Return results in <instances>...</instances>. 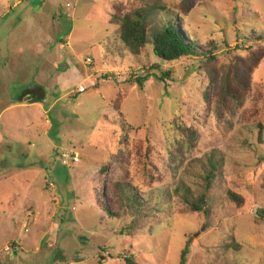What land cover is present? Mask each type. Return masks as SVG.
Masks as SVG:
<instances>
[{
	"label": "rangeland",
	"instance_id": "1",
	"mask_svg": "<svg viewBox=\"0 0 264 264\" xmlns=\"http://www.w3.org/2000/svg\"><path fill=\"white\" fill-rule=\"evenodd\" d=\"M190 3L187 32L241 99L210 104L205 58L128 51L110 19L136 0H0L2 264H264V0ZM212 157L211 212H192L185 196L202 194ZM123 177L147 200L136 227L98 202Z\"/></svg>",
	"mask_w": 264,
	"mask_h": 264
},
{
	"label": "trees",
	"instance_id": "2",
	"mask_svg": "<svg viewBox=\"0 0 264 264\" xmlns=\"http://www.w3.org/2000/svg\"><path fill=\"white\" fill-rule=\"evenodd\" d=\"M136 1L139 3L138 6L129 9H123L120 4L115 5V12L111 14L110 23L115 26L116 37L124 43L126 49L133 54L140 55L143 50L151 45L153 54L163 62L176 61L184 57L190 58L198 56L205 58L208 65L210 81L216 84L218 81H215L216 79L210 74L211 67L217 60V56L213 53L214 50L208 47L206 49L207 51H199V46L202 44V41L198 38L195 40L192 39L196 38V35L194 37L187 32L185 28L186 24L181 17L183 13L189 15L193 9L194 5L190 3V0H183L181 2V11L178 13L174 12L164 0ZM261 46L264 47V44ZM261 57L263 58L262 54L258 58L259 61H261ZM157 67H160L159 63L153 66V68ZM240 74L247 75V69L244 68ZM246 80L248 79L241 78V87L243 81ZM250 88L251 86L247 85L245 89L248 90ZM226 92L233 94L237 100L242 98L230 84L220 85L218 83L213 87H209L208 93L213 96L212 99L209 98L210 104H217V100L221 104L224 103ZM33 95L35 100H40L36 92ZM186 131L188 129H185ZM193 134L197 135V131H194ZM210 164L211 169L205 177L206 186L202 194H199L196 198H191L188 194L185 196V201L190 204L189 208L192 212H203L207 215L211 212L208 192L213 188L218 173L221 170L219 168L220 162L216 161L213 157L210 159ZM103 170L105 171L107 168L103 167ZM227 195L230 200L241 207V203L243 202L241 195L231 190L227 192ZM98 202L101 207L108 211L111 217H121L120 211L125 209L130 210L129 213L134 219L131 222L132 227L138 226V220L145 214L147 205V200L143 194H141L140 190H138L128 177L113 181L109 191L99 195ZM16 246V243H13V248L16 249ZM125 261L126 264H139L134 255L126 256ZM0 264H2L1 261Z\"/></svg>",
	"mask_w": 264,
	"mask_h": 264
},
{
	"label": "built area",
	"instance_id": "3",
	"mask_svg": "<svg viewBox=\"0 0 264 264\" xmlns=\"http://www.w3.org/2000/svg\"><path fill=\"white\" fill-rule=\"evenodd\" d=\"M67 45H68V43H67ZM87 63H89V64L92 63L91 58H87ZM86 90H87V87L85 85H80V87L78 88V93L86 92ZM80 161H81L80 160V155L77 152H73L72 155H69L67 153H63L62 154V162L65 165H70L72 163H77V162H80ZM8 250L12 251V247L7 246L6 247V251H8Z\"/></svg>",
	"mask_w": 264,
	"mask_h": 264
},
{
	"label": "crops",
	"instance_id": "4",
	"mask_svg": "<svg viewBox=\"0 0 264 264\" xmlns=\"http://www.w3.org/2000/svg\"><path fill=\"white\" fill-rule=\"evenodd\" d=\"M37 89H38V91L39 92H41L42 93V88L40 87V88H31V90L32 91H37ZM37 91V92H38ZM26 91H24V93H25ZM24 93H23V95H20V97L22 98V100H21V98L19 97V99H20V101H24V100H29V101H33V100H35L33 97H34V95L32 94V93H28V92H26L27 94H25L24 95ZM44 97V95L42 94V96H41V99ZM2 144H3V139H2V137L0 136V148H2ZM12 251H14V250H12Z\"/></svg>",
	"mask_w": 264,
	"mask_h": 264
},
{
	"label": "water",
	"instance_id": "5",
	"mask_svg": "<svg viewBox=\"0 0 264 264\" xmlns=\"http://www.w3.org/2000/svg\"><path fill=\"white\" fill-rule=\"evenodd\" d=\"M37 91H38V89H37ZM37 91H32L30 88H29V90H26V92H28V93H32V94H34V92H36L37 93V96H38V98H40L41 99V96H42V93L41 92H37ZM24 93V95L25 94H27V93Z\"/></svg>",
	"mask_w": 264,
	"mask_h": 264
}]
</instances>
